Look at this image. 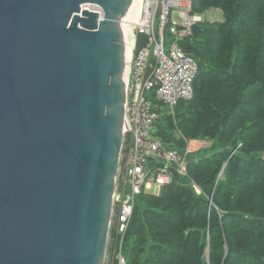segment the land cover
Listing matches in <instances>:
<instances>
[{
	"label": "water",
	"instance_id": "1",
	"mask_svg": "<svg viewBox=\"0 0 264 264\" xmlns=\"http://www.w3.org/2000/svg\"><path fill=\"white\" fill-rule=\"evenodd\" d=\"M132 3L0 0V264H104Z\"/></svg>",
	"mask_w": 264,
	"mask_h": 264
},
{
	"label": "trees",
	"instance_id": "2",
	"mask_svg": "<svg viewBox=\"0 0 264 264\" xmlns=\"http://www.w3.org/2000/svg\"><path fill=\"white\" fill-rule=\"evenodd\" d=\"M212 7L224 21L204 22L199 39L181 40L200 68L194 96L178 103L173 121L153 93L154 136L180 149L185 138L242 141L251 159L222 151L197 160L193 153L186 177L209 186V194L216 187L217 210L179 174L159 193L140 194L122 243L127 264H264V159L257 155L264 153V0H193L192 11ZM145 40L139 34L138 47ZM176 130L184 140L173 138ZM119 241L114 227L107 249L113 264Z\"/></svg>",
	"mask_w": 264,
	"mask_h": 264
},
{
	"label": "built area",
	"instance_id": "3",
	"mask_svg": "<svg viewBox=\"0 0 264 264\" xmlns=\"http://www.w3.org/2000/svg\"><path fill=\"white\" fill-rule=\"evenodd\" d=\"M192 9L193 0H142L139 18L133 25V44L127 59L124 137L110 222V230L114 223L120 238L117 264H127L122 243L137 197L153 188H159L154 194L159 193L174 181L175 174L188 175L193 155L188 146L180 149L154 136L158 113L152 108L151 96L154 93L173 116L180 101L194 96L199 65L182 48L181 40L194 36L193 25L207 22L204 13L210 15L206 19L212 20L214 9L220 8L203 12ZM174 14L181 21H175ZM139 34L146 36L141 47Z\"/></svg>",
	"mask_w": 264,
	"mask_h": 264
},
{
	"label": "rangeland",
	"instance_id": "4",
	"mask_svg": "<svg viewBox=\"0 0 264 264\" xmlns=\"http://www.w3.org/2000/svg\"><path fill=\"white\" fill-rule=\"evenodd\" d=\"M203 17H204L205 21H224V16H223V14H222L220 9H214L213 14L211 15V17H213L212 20L206 19V18H210V15H206V13L203 14ZM174 19H175V21H181V17H179L178 14H176V15L174 14ZM169 38L170 37H169V34H168L167 35V42L169 41ZM179 108L182 109L181 106ZM167 110L168 109L165 108V110H163V111L167 112ZM168 114L172 116L171 118H172L173 121L176 120L175 117L171 114L170 111H168ZM159 126L161 127L160 129H163L164 124H159V120H158L157 124H156V128H159ZM172 136H173V138L175 140H177V139L180 140V138L183 139V137H184L178 130H176ZM185 143H186V146H188V148L192 151V154L194 153L197 156V160L201 159L202 157L203 158L212 157L213 153L222 152V151H225L226 154L230 153L231 156H238V157L246 158V159H249V160L251 159L250 156H247L244 152H242L243 151V147H244L242 141L236 142V145L235 144H231V145L228 146V144L220 143L219 146H217L218 143L214 139L204 138V139H188L187 140L185 138ZM194 154H193L194 157L193 158L191 157L189 159V161H193L194 160V158H195ZM257 155H258V157L264 159V153H260V154H257ZM222 174H223V170L220 172L219 175L222 176ZM221 176H219V178ZM180 177L185 178L183 176H180ZM219 178H217L216 186L218 185V179ZM185 181L188 183L189 188L194 192V194L197 197L206 199L207 202H208V206L209 207L213 206L216 210L218 209L217 206L215 205V198H216L215 191H216V187L214 188L212 193L209 194L207 192V190L210 189L209 186H208V188H206V186H204L205 184L196 182L190 176L186 177ZM158 191H159V188H156V189L153 188V189L148 190L149 193H156ZM220 213L223 215L222 211H220ZM114 227H115V225L113 223L111 225V230ZM111 230H110V232H111ZM208 239H209V237H208ZM107 249H108V246H107ZM104 264H113V257L110 256V254L108 255L107 252H106V257H105Z\"/></svg>",
	"mask_w": 264,
	"mask_h": 264
},
{
	"label": "bare ground",
	"instance_id": "5",
	"mask_svg": "<svg viewBox=\"0 0 264 264\" xmlns=\"http://www.w3.org/2000/svg\"><path fill=\"white\" fill-rule=\"evenodd\" d=\"M141 3H142V0H133L132 6L128 14L126 15L125 21L123 23V28L125 31V38H126V59H129L130 50L133 44V41H132L133 25H135L136 21L139 18ZM186 38L188 39L189 37H186ZM183 177H186V176L184 175Z\"/></svg>",
	"mask_w": 264,
	"mask_h": 264
},
{
	"label": "crops",
	"instance_id": "6",
	"mask_svg": "<svg viewBox=\"0 0 264 264\" xmlns=\"http://www.w3.org/2000/svg\"><path fill=\"white\" fill-rule=\"evenodd\" d=\"M221 10V9H220ZM221 12H222V10H221ZM223 14V13H222ZM224 16V15H223Z\"/></svg>",
	"mask_w": 264,
	"mask_h": 264
}]
</instances>
